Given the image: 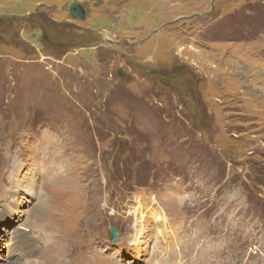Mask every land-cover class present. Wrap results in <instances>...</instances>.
<instances>
[{"label": "rangeland", "instance_id": "374dc122", "mask_svg": "<svg viewBox=\"0 0 264 264\" xmlns=\"http://www.w3.org/2000/svg\"><path fill=\"white\" fill-rule=\"evenodd\" d=\"M12 17L76 29H45L56 49L0 24V264H264V0H0ZM179 63L176 91L140 69Z\"/></svg>", "mask_w": 264, "mask_h": 264}, {"label": "flooded vegetation", "instance_id": "af4514ba", "mask_svg": "<svg viewBox=\"0 0 264 264\" xmlns=\"http://www.w3.org/2000/svg\"><path fill=\"white\" fill-rule=\"evenodd\" d=\"M43 31L46 34L44 27H43ZM86 41L87 40L83 38L76 42H86ZM67 44H71V42L66 43L64 45ZM62 49H66V48H62ZM140 69L145 75L155 78L159 83H161L164 87L168 88L169 90H173V91L179 90L185 82L196 83L194 82V74L191 70V67L184 63H179L172 67L167 65L164 66L159 65V66H152V67L140 68Z\"/></svg>", "mask_w": 264, "mask_h": 264}, {"label": "water", "instance_id": "95a60500", "mask_svg": "<svg viewBox=\"0 0 264 264\" xmlns=\"http://www.w3.org/2000/svg\"><path fill=\"white\" fill-rule=\"evenodd\" d=\"M69 12L73 17H75L78 20L86 19L87 12L84 9V7L79 3H73L69 8ZM10 21H19V22H27V23L35 24L32 20L28 18H19V17H13V18L5 19V20H0V24L10 22ZM43 39L48 45L56 49H62V48L69 49V48L74 47V45L73 46L72 45H58V44L52 43L48 41L47 36L44 33H43ZM119 75L123 77L125 74L122 70H120ZM110 234H111V241L116 242L119 236V232L116 226L110 230Z\"/></svg>", "mask_w": 264, "mask_h": 264}, {"label": "trees", "instance_id": "16d2710c", "mask_svg": "<svg viewBox=\"0 0 264 264\" xmlns=\"http://www.w3.org/2000/svg\"><path fill=\"white\" fill-rule=\"evenodd\" d=\"M43 26L45 27V29L48 31V33H51V31H53L54 29H70V27H71V30H74V29H76L74 26H67V25H59V24H57L56 22H53V21H51V20H48V22H43ZM86 36V35H85ZM83 38H85V37H81V38H79V39H77V40H81V39H83ZM88 38H91V36H86V38L85 39H88ZM115 90V89H114ZM121 152V151H120ZM123 152H125V154L126 153H129L130 152V156L127 158V159H125V164H129L130 163V158L131 159H133V157H135L136 156V161H140V158L145 154V151L142 149V148H138L137 150L136 149H134L133 150V147H132V144H130L129 145V147L127 148V149H125V150H123ZM132 152H133V155H132ZM132 155V156H131ZM126 168H130L129 166H127ZM117 169V168H116ZM118 172L120 173V171L118 170ZM127 173L128 172H131V170L130 169H128L127 171H126ZM138 173H141V170H139L138 169ZM138 183L139 184H143L144 182H141V181H138Z\"/></svg>", "mask_w": 264, "mask_h": 264}, {"label": "bare ground", "instance_id": "6f19581e", "mask_svg": "<svg viewBox=\"0 0 264 264\" xmlns=\"http://www.w3.org/2000/svg\"><path fill=\"white\" fill-rule=\"evenodd\" d=\"M138 225H136L135 226V228L137 229V235H140L139 233H140V231L142 230H139L138 228ZM13 236V235H12ZM30 239V238H29ZM18 240V237L16 236V234L14 235V237H13V241H12V244L14 245V244H16L17 241ZM27 240V239H26ZM25 240V241H26ZM33 241V240H32ZM30 242V241H29ZM22 243L23 242H18V244L19 245H16L13 249H12V252H14V253H16L17 251H20V253L22 254V256L24 257V254L23 253H25V254H28V256L29 255H31V256H33L34 254H35V252H36V250H33L32 248H29V247H24L23 245H22ZM33 247V246H32ZM37 249V248H36ZM23 252V253H22ZM26 257V256H25ZM35 257V256H34ZM25 259H27V257L25 258ZM28 259H30V260H28L29 262H30V264H32V263H34L35 261L32 259V258H28ZM5 264H24V263H21V262H18V261H8V263H5ZM26 264V263H25Z\"/></svg>", "mask_w": 264, "mask_h": 264}]
</instances>
